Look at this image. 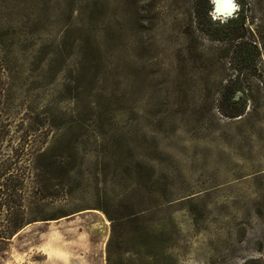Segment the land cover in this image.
Instances as JSON below:
<instances>
[{
    "label": "rangeland",
    "instance_id": "1",
    "mask_svg": "<svg viewBox=\"0 0 264 264\" xmlns=\"http://www.w3.org/2000/svg\"><path fill=\"white\" fill-rule=\"evenodd\" d=\"M231 1L0 0V154L44 139L0 264H264V0Z\"/></svg>",
    "mask_w": 264,
    "mask_h": 264
},
{
    "label": "trees",
    "instance_id": "2",
    "mask_svg": "<svg viewBox=\"0 0 264 264\" xmlns=\"http://www.w3.org/2000/svg\"><path fill=\"white\" fill-rule=\"evenodd\" d=\"M239 14L232 20L233 22H243V16ZM240 35L241 33H237V36ZM2 59L0 57V60ZM0 65L2 66L1 62ZM34 128L35 125L31 122L26 126L19 142L13 145L11 155L3 158L0 154V252L19 229L29 222L41 219L38 212L41 209L39 200L42 198L44 187V171L37 166L29 168L17 165L21 159L19 157L25 153L23 150L26 146L30 151L34 148L39 149L44 141L43 138L42 141H35L36 135L30 138L32 137L30 132ZM1 134L0 131V142L4 135ZM28 185L31 187L30 193L28 197H24L23 187Z\"/></svg>",
    "mask_w": 264,
    "mask_h": 264
},
{
    "label": "bare ground",
    "instance_id": "3",
    "mask_svg": "<svg viewBox=\"0 0 264 264\" xmlns=\"http://www.w3.org/2000/svg\"><path fill=\"white\" fill-rule=\"evenodd\" d=\"M214 9L211 11L215 15L225 18L234 11V4L231 0H213Z\"/></svg>",
    "mask_w": 264,
    "mask_h": 264
},
{
    "label": "water",
    "instance_id": "4",
    "mask_svg": "<svg viewBox=\"0 0 264 264\" xmlns=\"http://www.w3.org/2000/svg\"><path fill=\"white\" fill-rule=\"evenodd\" d=\"M211 4H212V6H213V0H211ZM228 16H226L224 19H226Z\"/></svg>",
    "mask_w": 264,
    "mask_h": 264
}]
</instances>
